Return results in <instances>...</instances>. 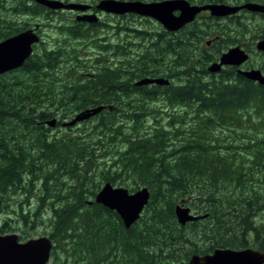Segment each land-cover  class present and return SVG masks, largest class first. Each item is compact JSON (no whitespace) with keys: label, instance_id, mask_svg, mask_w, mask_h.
Listing matches in <instances>:
<instances>
[{"label":"trees","instance_id":"1","mask_svg":"<svg viewBox=\"0 0 264 264\" xmlns=\"http://www.w3.org/2000/svg\"><path fill=\"white\" fill-rule=\"evenodd\" d=\"M60 11L34 0H0V40L32 27L18 16L48 19ZM72 24L55 26L67 39L50 46L40 37L21 67L0 75V212L12 189L38 194L39 205L32 212L22 207L19 215L24 224L40 225L50 210L51 264H184L192 254L217 248L264 252V137L244 133L247 126H264V85L229 69L209 74L207 66L219 53L199 46L209 33L192 32L172 38L164 32L149 45L150 53L147 46L145 54L121 60V69L101 66L92 78L77 81L69 66L77 55L67 40L86 37L89 23ZM248 28L254 39L264 38L256 23L249 27L239 19L233 28H220L238 31L224 33L235 41L220 45L239 43ZM100 47L109 49L104 40ZM247 48L264 58L255 46ZM248 65L264 74L263 64L250 59ZM146 76L175 82L133 83ZM97 87L115 91L100 97L93 93ZM99 105L103 109L91 118L111 162L94 170L93 147L71 136V126H65L66 136L49 138L47 126L56 122L47 121L60 108L65 114ZM22 132L26 146L17 142ZM105 182L149 189L148 203L128 228L115 211L94 202ZM180 202L206 216L179 224L174 207ZM10 229L5 215L0 233Z\"/></svg>","mask_w":264,"mask_h":264},{"label":"water","instance_id":"2","mask_svg":"<svg viewBox=\"0 0 264 264\" xmlns=\"http://www.w3.org/2000/svg\"><path fill=\"white\" fill-rule=\"evenodd\" d=\"M52 10H70L77 13L76 20L89 23L98 20L97 12L111 14H137L151 17L158 21L166 30H177L186 23L192 21L201 10H209L216 17L235 14L241 9L264 13V3L245 2L241 5H229L225 3H209L203 5H190L187 0H98L95 5L82 1L63 0H34ZM91 8L95 11H91ZM178 11V14H174ZM39 24L24 29L9 37L0 40V75L17 69L33 51V45L40 40L37 33ZM256 50L264 52V38L256 41ZM249 54L240 46L230 47L223 52L219 61L211 62L208 71L219 72L226 65L240 66L244 64ZM238 73L247 79L264 85V74L258 68L246 70L238 69ZM150 83L166 84L168 80L162 77H143L135 81L136 85ZM103 105L88 107L75 114L63 126H72L75 123L89 119L98 114ZM54 125L55 119L47 121ZM150 197L149 189L142 186L130 192L123 186H115L105 182L94 196V202L113 210L120 217L123 225L128 228L140 216ZM92 201H88L91 203ZM174 213L179 224L197 220L203 217L191 212L189 206L178 203L174 207ZM52 240L48 236H39L19 241L16 233L0 234V264H47L50 259ZM185 264H264V252L252 247L241 249L217 248L211 253L199 255L192 254Z\"/></svg>","mask_w":264,"mask_h":264},{"label":"rangeland","instance_id":"3","mask_svg":"<svg viewBox=\"0 0 264 264\" xmlns=\"http://www.w3.org/2000/svg\"><path fill=\"white\" fill-rule=\"evenodd\" d=\"M74 15L75 13L73 11L63 10L59 13L54 14L52 18L49 17L48 19H42V17L28 18L30 16H18L17 21L19 22L24 19H28V21L33 24L32 27L35 24L39 23L41 27V31L39 33L41 36V40L51 46L57 43L56 40L60 41L62 39H67L66 35L59 34V31L55 26L61 24L64 26H72ZM97 16L99 17V20L101 22L100 24H94L93 26H84L86 31L84 34L86 35V37L81 39L67 40L69 44L73 45L74 53L77 55V62L71 61L69 63L70 68L73 69V75L77 76L78 78L77 81L82 80L90 75L94 68V63H96V60L101 66H109L111 68L120 67L121 69V60H129L132 56L138 55L139 53L145 54L144 51L147 46L150 53L151 44L157 41L159 37L158 35L163 34V27L161 26V24L151 17H145L132 13L118 15L105 12H97ZM239 19L247 22L249 24V27L252 24L256 23L258 28L264 33V16L252 14L248 11H246L245 14H238L236 16H233V18H227L224 21H214L212 19L204 18V20H201L200 23L206 26V28L211 27L218 31L224 26L233 28L235 23ZM128 28L140 30L142 34L137 37V34L128 30ZM240 33H242V31H240ZM151 35H154V37H151ZM212 38L214 39V34L207 37L206 41ZM103 40L104 43L108 44V50H104V48L102 49L100 47ZM257 40L258 39L253 38L252 31H249L248 28L247 30H244L243 34L241 35L240 42L236 44L241 47L249 45L254 46ZM211 46H213V44ZM212 48L215 49L214 46ZM214 49L208 48L207 50L214 51ZM100 50H102V52H100ZM250 59L254 60L256 66L258 67H260L262 64L264 65V58L256 53H251ZM213 75L216 76V74L214 73ZM135 81L137 80L133 81L134 84ZM42 108H46V103L42 106ZM51 109L54 108L51 107ZM58 111L60 113L58 112L50 118L55 119V125H52L53 127L47 126L49 138H51L53 135L57 137L66 136L69 130H67L66 127L62 125L63 123L71 120L78 112L67 110L65 114H62L64 112V109L61 108ZM96 120V118H91L86 124H83L81 121L71 126V136H75L78 134L83 137L85 143L93 147V158L95 160V164L97 165L96 167H94V170L107 168V166L110 165L111 162L110 157H107L108 153H105V145L101 143L105 140L103 139L102 131L99 130V127H97ZM22 133L24 134L18 137L17 142L19 145L26 146L28 141V136L26 134L27 132ZM244 133L248 134L250 137H264V126L262 124L247 126ZM17 134L19 133H10L9 136L13 135L15 137ZM228 138L229 134L227 136V139ZM239 140L242 141L246 139H242V137H239ZM14 144L15 142L13 140L11 142V145ZM103 184L101 183L99 189ZM26 195L28 196V198H26ZM1 204L3 205L2 210L5 213L0 212V224L2 223L6 215L8 220L10 221L11 229L0 234L16 233L19 241H26L27 239L39 236L49 237L48 234L50 231V225H48V219L46 218H48L51 213L46 211L50 210H45L43 221L44 223L40 225L24 224L23 218L19 215L21 212L20 209L22 207L24 211H27L28 207H30V211L32 212L33 209L39 205L38 194L34 193L30 195L29 193H25L23 191H16L13 193L12 189V191L9 192L8 197H6L5 201L3 200ZM189 207L191 208V206ZM260 217L261 216L259 215L258 218ZM22 235L25 238L23 237V239L20 240L19 237ZM50 260L51 259H49V262L47 264H51ZM186 262L187 261H185V263Z\"/></svg>","mask_w":264,"mask_h":264},{"label":"flooded vegetation","instance_id":"4","mask_svg":"<svg viewBox=\"0 0 264 264\" xmlns=\"http://www.w3.org/2000/svg\"><path fill=\"white\" fill-rule=\"evenodd\" d=\"M188 2H189V4L190 5H203V4H209V3H225V4H229V5H239V4H243V3H245V2H248V1H251V2H259V3H264V0H203V1H201V0H187ZM92 10V9H91ZM246 11H248V10H245V9H241L240 11H238L237 13H235V14H229V15H225V16H222V17H216V16H213V15H211L210 14V12H209V10H201L199 13H197L196 15H195V17H194V19L192 20V21H190V22H188V23H186L185 25H183L181 28H179V29H177V30H166L165 28H163L162 29V33H164V32H166L167 34H168V37H170V38H172V37H174L175 35H183V34H185V33H196V34H198V35H201V34H203V33H209L210 35L209 36H211V35H213L214 34V39L212 38V39H208L207 41H206V39H207V37L205 38V39H203L202 41H201V43H200V45L199 46H201V45H203V46H201V48L202 49H204V51L205 52H208V53H213V52H217V53H219V55L217 56V59L216 60H214V61H219V57H220V55L223 53V52H225V51H227L230 47H233V46H239V45H237L236 43H231V44H229V45H227V46H222V45H220V42H231V41H235V40H233V39H230V38H228V36H225V35H223L224 33H228V35L229 34H232V33H235V32H238L236 29H219L218 31L217 30H215L214 28H211L210 27V29H208V30H204V29H197V28H205L206 26H204L203 24H201L200 23V21L201 20H204V18L205 19H212V20H214V21H224V20H226L227 18H233V16H236V15H238V14H245L246 13ZM248 12H250V11H248ZM75 13V15H74V19H76V15H77V13L76 12H74ZM250 13H252V14H258V15H263L264 16V14H261V13H253V12H250ZM111 14V13H110ZM174 14H178V11H175L174 12ZM87 22V21H86ZM89 23V22H88ZM101 22H100V20H99V17H98V20L96 21V22H93V23H89V24H86V25H90V26H92L93 24H100ZM85 25V26H86ZM191 25H194L195 26V28H186V27H188V26H191ZM162 26V25H161ZM196 26H198V27H196ZM163 27V26H162ZM216 33H219V34H216ZM208 36V37H209ZM41 37V36H40ZM213 44V46L215 47V49L214 48H212L213 46H211ZM211 46V47H210ZM249 46H252V45H249ZM254 46H255V44H254ZM241 47V46H240ZM208 48H211V49H214V51H208L207 49ZM242 49H244V51H246L248 54H249V58H248V60L244 63V64H242V65H240V66H235V65H226V66H224V67H222L221 69H220V71L222 70V69H226V70H230L229 72L230 73H232L233 74V76L234 75H241V74H239L238 73V69H242V70H246V69H250V68H256V67H250L249 65L247 66V63L250 61V57H251V51H249V49L247 48V46H245V47H241ZM255 49H256V47H255ZM100 52H102L101 50H100ZM214 61H211V62H214ZM209 66V65H208ZM208 66H207V68H208ZM101 67V65H99L98 63L96 64V63H94V68H93V70H92V72L90 73V75H89V77L90 78H92L94 75H95V71H97L99 68ZM109 67V66H108ZM113 69V68H112ZM259 69V68H258ZM207 71H208V69H207ZM209 74H213V73H210L209 72ZM209 76V75H208ZM208 76H206L205 77V79L208 77ZM159 77H161V76H159ZM120 81H121V79H120ZM170 82H175L174 81V79L173 78H171L170 79V81H169V83ZM168 83V84H169ZM98 84H101V85H104V84H106V82H101V83H97V85ZM150 84H155V83H150ZM147 85V84H146ZM160 85H162V84H160ZM94 90H93V93L94 94H97V95H99L100 97H103V96H107V94L109 93V90L110 91H115V88H113V89H110V88H99V87H97V88H93ZM100 90H103L104 92L103 93H99V91ZM121 96V88L120 87H118V97H120ZM81 111V110H80ZM63 126V125H62Z\"/></svg>","mask_w":264,"mask_h":264},{"label":"bare ground","instance_id":"5","mask_svg":"<svg viewBox=\"0 0 264 264\" xmlns=\"http://www.w3.org/2000/svg\"><path fill=\"white\" fill-rule=\"evenodd\" d=\"M144 1V0H143ZM249 2V1H248ZM239 5H241V4H239ZM250 12H253V11H250ZM253 13H260V12H253ZM261 14H264V13H261ZM219 17H222V16H219ZM246 52V51H245ZM249 58V57H248ZM248 60V59H247ZM261 71V70H260ZM262 72V71H261ZM162 78H165V77H162ZM165 79H167L168 80V83H169V81H170V79H168V78H165ZM250 80V79H249ZM253 81V80H252ZM168 83H166V85L168 84ZM165 85V84H164ZM180 203H182V202H180ZM202 216H206V215H202ZM202 218V217H201ZM200 219V218H199Z\"/></svg>","mask_w":264,"mask_h":264}]
</instances>
